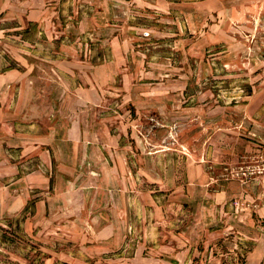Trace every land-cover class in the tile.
Wrapping results in <instances>:
<instances>
[{
    "label": "rangeland",
    "instance_id": "obj_1",
    "mask_svg": "<svg viewBox=\"0 0 264 264\" xmlns=\"http://www.w3.org/2000/svg\"><path fill=\"white\" fill-rule=\"evenodd\" d=\"M0 264H264V0H0Z\"/></svg>",
    "mask_w": 264,
    "mask_h": 264
},
{
    "label": "crops",
    "instance_id": "obj_2",
    "mask_svg": "<svg viewBox=\"0 0 264 264\" xmlns=\"http://www.w3.org/2000/svg\"><path fill=\"white\" fill-rule=\"evenodd\" d=\"M12 76H14V74H20V73H16V70H11V73H10ZM16 79H19L18 81H16L17 82V84L15 85L17 88H19L20 89V91L22 90L23 91V89L25 88V84H26V80L25 79H23V76L22 77H15ZM19 101H21V99L20 98H18V100H17V102H16V104L17 105H19ZM21 105V104H20ZM22 106V105H21ZM26 106V103H23V106L22 107H25ZM22 111H23V109H22Z\"/></svg>",
    "mask_w": 264,
    "mask_h": 264
}]
</instances>
